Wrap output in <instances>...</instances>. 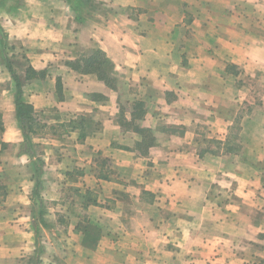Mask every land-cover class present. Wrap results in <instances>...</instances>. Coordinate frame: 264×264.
Listing matches in <instances>:
<instances>
[{"label": "crops", "instance_id": "obj_1", "mask_svg": "<svg viewBox=\"0 0 264 264\" xmlns=\"http://www.w3.org/2000/svg\"><path fill=\"white\" fill-rule=\"evenodd\" d=\"M79 1L0 0V264H264V0Z\"/></svg>", "mask_w": 264, "mask_h": 264}, {"label": "trees", "instance_id": "obj_2", "mask_svg": "<svg viewBox=\"0 0 264 264\" xmlns=\"http://www.w3.org/2000/svg\"><path fill=\"white\" fill-rule=\"evenodd\" d=\"M79 1V0H78ZM80 2V1H79ZM6 42L3 31L0 29V50L4 53ZM5 64L8 67L11 77L16 85V95H15V107H16V118L19 124V127L22 131L23 141L21 143V152L26 153L32 160V171L33 176L36 180V189L34 190V196L38 198V187L40 184V177L42 174L43 161L39 156H36L35 148L31 141V134L35 133L34 122L36 120L32 106L25 103L22 99L21 93V81L17 74L11 69V63L7 57L4 58ZM67 65L77 71L82 72H93L97 77L103 80L108 86L114 87L115 78L111 75L113 69L112 61L105 55V53L99 48H93L89 51V54L82 56L73 61H68ZM34 72V71H33ZM32 70H28V78L40 74L33 73ZM60 87L58 86V94H61ZM139 108L141 110V103H139ZM141 112V111H140ZM138 112V114H140ZM142 133L146 138L145 143L146 147L151 146L152 137L150 130L142 128ZM37 221H39L44 227H48L47 223L43 218V204L41 203L38 209V214L34 215L33 226L36 233V240H39V226ZM42 253V247L38 244L36 256Z\"/></svg>", "mask_w": 264, "mask_h": 264}, {"label": "rangeland", "instance_id": "obj_3", "mask_svg": "<svg viewBox=\"0 0 264 264\" xmlns=\"http://www.w3.org/2000/svg\"><path fill=\"white\" fill-rule=\"evenodd\" d=\"M8 49H9V48H8ZM9 51H11V52H12V51H13V52H18V49H16V48H15L14 50H13V49H9ZM14 66H15L16 68H24V65H23V63H22V61H21L20 59H19V60H18V59H15V60H14ZM2 78H3V76L0 75V81L2 80ZM3 80H4V79H3ZM49 114H54V113L51 112V113H49ZM47 115H48V114H47ZM39 122H40V123L36 122V124H38L37 126L40 127V126H41V123H42V122H41V119H40ZM43 122H44V121H43ZM39 129H40V131L43 132V133H48V132H49V128H47V127H40ZM43 129H44V130H43ZM55 129H56V130H55ZM59 129H60L59 127L54 126V128L51 129L50 132H52V131L57 132ZM1 173H2V175H0V177L2 176L3 179H4V178L6 179V178L8 177V178H10V180H12L11 177H12V178H15V177H16V175H15V176H11V177H10V175H6V173H5L4 170H3Z\"/></svg>", "mask_w": 264, "mask_h": 264}]
</instances>
